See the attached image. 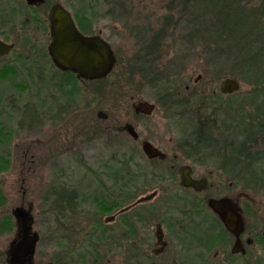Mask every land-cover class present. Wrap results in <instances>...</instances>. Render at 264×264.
<instances>
[{
    "label": "rangeland",
    "instance_id": "1",
    "mask_svg": "<svg viewBox=\"0 0 264 264\" xmlns=\"http://www.w3.org/2000/svg\"><path fill=\"white\" fill-rule=\"evenodd\" d=\"M58 1L81 16L88 33H100L110 43L116 63L101 80L74 79V86L68 77H61L62 90H75L55 99L46 88L49 80L38 74L14 76L12 89L0 93V264H8L6 251L16 236L12 211L29 205L32 229L39 235L33 264H135L137 249L144 253L138 263L153 264V197L140 200L155 189L153 161L143 154L141 141L153 144V134L167 141L172 134L201 133L214 126L210 133L222 134L219 143L226 149L228 143L244 137L236 121L239 113L246 115L243 122L253 123L251 133L261 130L263 96H249L251 87L237 77L217 76L200 55L201 46L193 50L181 39H163L165 66L158 71L173 58L167 72L172 75V93L184 102L203 104L194 108L201 111L199 119L198 115L167 118L153 88V30L163 26L170 12L178 11L171 5L175 0ZM227 78L239 82V89L231 94L220 91ZM68 101L71 106L63 109L62 103V113L56 114L59 107L53 103ZM141 101L155 103V112L136 114L133 104ZM44 103L52 105L45 109ZM100 112L107 117L103 119ZM55 116L62 119L45 121L42 127L34 121L31 125L32 119ZM126 123L133 125L138 140L121 131ZM252 151L263 157L264 137L252 142ZM252 178L254 213L258 211L263 220L264 157L254 165ZM59 182L68 193H76L68 207L59 203L64 189ZM110 216L114 218L106 221Z\"/></svg>",
    "mask_w": 264,
    "mask_h": 264
},
{
    "label": "flooded vegetation",
    "instance_id": "2",
    "mask_svg": "<svg viewBox=\"0 0 264 264\" xmlns=\"http://www.w3.org/2000/svg\"><path fill=\"white\" fill-rule=\"evenodd\" d=\"M57 4L69 13L83 35L99 36L108 42L100 33H88L81 16L58 0H0V93L11 90L13 77L22 75L38 74L48 79L50 85L46 88L51 90V99L65 92L74 93L75 87L62 90L61 77L93 82L72 71L61 70L52 61L50 15ZM189 89L185 87V91ZM165 97L159 101L157 96L156 103L167 118L173 115L177 119H188L198 115L199 119L201 111L194 108L203 104L184 102L176 93ZM62 103L66 104L63 109L71 106L69 101L54 102L53 105L59 107L58 115L62 113ZM44 105L47 109L52 104ZM153 105L154 113L157 107ZM32 115L35 112L30 119ZM61 119L55 116L30 121L31 125L34 121L42 127L45 121ZM252 126L250 122V133ZM213 128H203V133L172 134L167 141L153 134V147L159 155L152 159L145 156L153 161L155 189L150 194L153 195V264H264V219L258 216V211L254 213L252 175L255 164L250 135L249 139L240 141L245 150L236 148L240 142L228 143L223 149L219 143L223 135L210 133ZM143 141L148 140H142L141 146ZM184 176L193 185H185ZM58 186L64 187L60 182ZM67 190L64 187L58 197L62 205L64 198L68 203L77 197L74 190L70 194ZM126 208L121 209L118 216L123 215ZM110 217L107 218H114ZM137 250L133 262L141 264L138 259L144 253Z\"/></svg>",
    "mask_w": 264,
    "mask_h": 264
},
{
    "label": "trees",
    "instance_id": "3",
    "mask_svg": "<svg viewBox=\"0 0 264 264\" xmlns=\"http://www.w3.org/2000/svg\"><path fill=\"white\" fill-rule=\"evenodd\" d=\"M172 2V8H178V11L170 12V15L162 20L163 26L158 31L153 30V88L156 89L158 100L174 94L172 75L167 74L168 68L172 70L173 58L166 62L167 67L158 71L165 66L161 63L163 55L161 42L163 39L167 41L181 39L182 44L188 48L192 47L193 50L197 46L202 47L200 55H204L205 62L212 65L211 68H214L217 76L237 77L251 87L249 96L261 95L263 102L264 0H175ZM156 71L159 73H155ZM69 79L75 86L74 78ZM194 96L197 97V94ZM250 103L253 104L252 101ZM239 115L236 121L243 127L244 140L249 139L250 135V140L257 143L258 139L263 137L264 121L258 123L261 130L250 133V122H243L246 115L243 113ZM230 117L232 120L235 119L234 116ZM236 148L246 149L241 142ZM261 158L256 153L253 157L254 164ZM124 167L128 169L129 162H126ZM125 196L128 198V192ZM63 203H65L62 205L64 207L70 206L66 204L65 198Z\"/></svg>",
    "mask_w": 264,
    "mask_h": 264
},
{
    "label": "water",
    "instance_id": "4",
    "mask_svg": "<svg viewBox=\"0 0 264 264\" xmlns=\"http://www.w3.org/2000/svg\"><path fill=\"white\" fill-rule=\"evenodd\" d=\"M51 43L49 53L54 64L61 70H68L77 73L85 80H99L105 78L114 68L116 57L108 42L99 36H85L75 26L69 13L57 4L50 15ZM239 89V82L234 78H227L223 81L221 91L233 93ZM154 105L141 101L133 104L136 114L150 115ZM103 119L107 117L100 112ZM121 131H125L133 139H138V133L133 125L126 123ZM142 151L148 159L158 156L159 153L149 141L142 142ZM162 157L163 155L160 154ZM185 185H193V182L186 176L183 177ZM153 195L141 198L147 201ZM32 205L28 209L16 207L12 215L16 222V236L11 241L6 251V262L8 264H33L36 253L39 235L33 231ZM111 219V217H110ZM106 219V221L110 220Z\"/></svg>",
    "mask_w": 264,
    "mask_h": 264
}]
</instances>
